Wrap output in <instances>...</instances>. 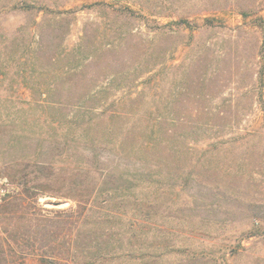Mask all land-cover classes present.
Listing matches in <instances>:
<instances>
[{"label": "rangeland", "instance_id": "374dc122", "mask_svg": "<svg viewBox=\"0 0 264 264\" xmlns=\"http://www.w3.org/2000/svg\"><path fill=\"white\" fill-rule=\"evenodd\" d=\"M24 2L70 12L63 20L59 16L61 21L55 13L38 15V22L51 26L42 31L45 46L71 51L88 35L85 50L95 57L74 78L82 89L64 97H84L86 84L106 80L109 91L101 97L111 104L104 107L108 112L166 114L185 123L188 148L178 165L189 202L184 214L192 225L181 229L190 233L197 227L211 237L201 240L205 254L167 256L165 246L179 236L167 235L165 226L159 236L146 237L149 243L158 239V261H103L100 254L96 264H264V0H0V5ZM120 7L136 15L113 12ZM36 16L11 11L0 20L5 26H33ZM106 43L112 48L100 52ZM15 95L32 99L25 87ZM130 100L137 103L130 106ZM119 101L125 106L114 107ZM58 202L63 205L54 206ZM41 203L50 210L76 206L49 198ZM94 214L77 238L80 250L112 252L116 236L123 252L136 247L141 256L152 248L142 241L132 244L130 222ZM226 246L237 253L223 250ZM77 258L74 264H84L80 254Z\"/></svg>", "mask_w": 264, "mask_h": 264}, {"label": "trees", "instance_id": "16d2710c", "mask_svg": "<svg viewBox=\"0 0 264 264\" xmlns=\"http://www.w3.org/2000/svg\"><path fill=\"white\" fill-rule=\"evenodd\" d=\"M11 11L37 16L33 26H5L0 20V264H62L63 260L74 264L79 254L84 264H96L100 254L103 261L144 262L140 257L158 261L162 254L154 249L161 245L154 243L157 238L149 243L146 237L159 236L165 226L170 228L167 235L179 236L165 246L167 256L205 254L201 240L211 237L197 227H190V233L181 229L192 225L184 214L189 202L182 188L184 171L178 165L188 148L184 120L166 114L108 112L104 107L111 104L101 97L109 91L106 80L86 84L84 97H64L66 91L82 89L73 84L74 78L95 57L85 50L88 35L71 51L61 50L59 44L53 50L44 45L42 33L51 26L37 17L55 13V21H61L59 16L63 20L70 12H54L48 5L31 2L0 5V15ZM113 12L136 15L130 7ZM110 48L106 43L99 51ZM21 87L31 92V100L15 95ZM136 103L130 100V106ZM113 105L125 106L120 101ZM43 198L72 201L76 206L50 210L41 203ZM93 214L96 219L106 216L130 222L132 244L142 241L152 248L141 256L136 247L123 252L116 236L112 252L80 250L77 238L81 229L87 230ZM223 250L237 253L228 246ZM91 254L93 259H87Z\"/></svg>", "mask_w": 264, "mask_h": 264}, {"label": "water", "instance_id": "95a60500", "mask_svg": "<svg viewBox=\"0 0 264 264\" xmlns=\"http://www.w3.org/2000/svg\"><path fill=\"white\" fill-rule=\"evenodd\" d=\"M62 205H63L62 202H58V203H55V204H54V206H56V207H61Z\"/></svg>", "mask_w": 264, "mask_h": 264}]
</instances>
